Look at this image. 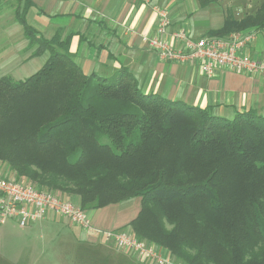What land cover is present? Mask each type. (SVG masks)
Wrapping results in <instances>:
<instances>
[{"label":"trees","instance_id":"16d2710c","mask_svg":"<svg viewBox=\"0 0 264 264\" xmlns=\"http://www.w3.org/2000/svg\"><path fill=\"white\" fill-rule=\"evenodd\" d=\"M19 1L30 57H47L22 80L0 74V163L11 175L77 195L87 211L139 198L129 230L182 264H264V116L144 93L126 67L86 75L73 33L44 37L26 19L33 0ZM249 29H264V1L240 18L228 10L207 35Z\"/></svg>","mask_w":264,"mask_h":264},{"label":"crops","instance_id":"0c3cea01","mask_svg":"<svg viewBox=\"0 0 264 264\" xmlns=\"http://www.w3.org/2000/svg\"><path fill=\"white\" fill-rule=\"evenodd\" d=\"M180 1L182 0H33L26 19L46 38L51 37L57 29H62L64 33L72 32L69 51L86 75L94 73L109 77L119 68L126 67L138 80L144 93H156L162 98L201 108L210 107L213 114L226 118H232L236 112L248 109L264 116V74L249 75L218 67L213 76L207 77L197 64L160 60L142 41V36H153L156 33V8L166 10L170 21L169 30L182 28L193 38L203 37L222 26L226 15L223 13L218 27L198 26L186 21L183 19L184 15L175 8ZM4 2L0 5V74L22 80L20 76L24 65L38 56L30 57L31 52L27 50L22 27L14 18L15 9L4 5ZM198 2L200 4L199 0ZM30 12L33 13L31 20L28 18ZM58 17H64L65 24L58 25L54 22ZM240 33L252 37L239 52L264 58V29H249ZM5 170L4 164L0 163V173ZM62 196L76 204L79 202L77 195ZM139 209L140 199L133 198L89 213L98 227L129 229L128 223ZM55 221H59V218L52 214L38 222L51 225ZM66 224L73 228L67 220ZM2 225L5 224H0L1 264L6 263L8 253L22 264L20 257L23 256L24 247H9ZM31 226L32 224L22 229H31ZM25 251L30 262L39 260L35 248L28 250L25 247Z\"/></svg>","mask_w":264,"mask_h":264},{"label":"built area","instance_id":"2783aa9c","mask_svg":"<svg viewBox=\"0 0 264 264\" xmlns=\"http://www.w3.org/2000/svg\"><path fill=\"white\" fill-rule=\"evenodd\" d=\"M158 15L156 33L142 36V41L163 61L197 64L201 72L211 77L216 69L227 68L245 74H264V58L251 57L239 49L251 35L234 32L227 37L205 35L193 38L182 28L169 30L166 10L155 9ZM90 211L67 200L61 193L37 188L34 184L0 174V224L14 221L23 228L55 214L79 227L86 238H94L128 252L137 261L151 264H181L162 248L138 239L129 229H104L96 226Z\"/></svg>","mask_w":264,"mask_h":264},{"label":"rangeland","instance_id":"374dc122","mask_svg":"<svg viewBox=\"0 0 264 264\" xmlns=\"http://www.w3.org/2000/svg\"><path fill=\"white\" fill-rule=\"evenodd\" d=\"M4 1V5L11 6L13 9H17L21 5L19 0ZM263 1L211 0L201 6L198 0H182L177 3L175 8L184 15L183 19L186 21H191L198 26L218 27L222 13L225 15L228 10H231L236 18H240L242 14L253 13ZM28 18L30 20L33 18L32 12L29 13ZM63 18L58 17L54 22L58 25L65 24ZM26 42L28 41L26 40ZM27 50L31 52L32 49ZM45 59L46 56L43 54L27 62L24 65L22 76H20L21 79L34 73L44 63ZM5 167L6 170L0 174L3 176L11 175L8 166ZM55 216L59 218V221L51 222V225H45L47 222L42 224L37 222L32 224L31 229L29 227L22 229L12 220L1 226L6 232V243L9 247L13 249L24 247L23 256L20 257L22 264H151L150 262L137 261L128 252L117 250L100 240L87 239L79 227L73 225V228H70L66 224V219H62L60 215ZM37 246L39 249H36ZM25 247L28 250L35 248L39 260L30 262ZM38 250L40 251L38 252ZM6 256L5 264H20L13 258L12 254L8 253Z\"/></svg>","mask_w":264,"mask_h":264}]
</instances>
